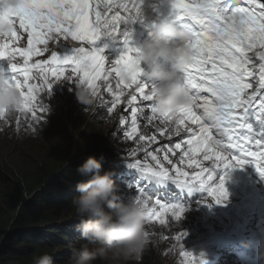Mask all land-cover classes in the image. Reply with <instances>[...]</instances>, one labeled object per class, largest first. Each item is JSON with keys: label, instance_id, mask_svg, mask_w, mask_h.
I'll return each mask as SVG.
<instances>
[{"label": "snow or ice", "instance_id": "6c2138e0", "mask_svg": "<svg viewBox=\"0 0 264 264\" xmlns=\"http://www.w3.org/2000/svg\"><path fill=\"white\" fill-rule=\"evenodd\" d=\"M143 3L144 0H112L104 3V10L100 11L99 5L92 7L90 0H19L18 3L0 0V61H6L8 66L0 73L5 74V83L18 89L23 97L24 103L17 113L27 112L36 117L37 111L45 112L47 106L37 107L35 103L37 93L46 87L51 95L54 84L64 76L65 66L70 65L72 76L67 79L71 81L75 76L78 85L86 86L95 97L99 96L97 82L104 81L105 90L112 96L109 112L121 104L122 97H129L123 108L124 112H130L131 127L126 133L129 139L137 133L140 117L147 124L159 120L162 127L153 125V129L161 136L165 133L179 136L186 129L188 138L183 141V148L179 142L174 148H165L163 160L171 166V172L156 154L159 149L146 150L147 145L157 141L155 134L142 133L138 137L144 142L140 147L145 149V158L150 157L155 166L142 164L139 159L126 164L128 169L139 173L134 183L126 185L128 189L135 188L128 197L145 199L149 222L159 221L163 225L165 213L180 221L187 209L149 196L142 181L163 184L170 180L189 191H206L207 197L200 203L211 207L227 199L225 182L232 169L252 165L264 179V0H246L249 6L234 4L233 0H171L169 14H174L180 27L190 33L187 46L191 50V62L183 70L182 79L192 93L193 104L176 114L155 110L153 92L137 66L139 49L132 43L133 29L137 23L147 26ZM120 10L126 15L122 16ZM17 21L19 28L27 33V47H12L20 39L14 27ZM69 38L87 42L91 47L52 50L47 59L30 63L32 57L49 51V40L59 46L61 39ZM101 40L106 42L101 45ZM108 42H119L122 51L106 70ZM17 56L23 58L22 64L14 62ZM254 60L259 61L258 79H255ZM113 73L118 78L115 88L109 80ZM33 80L39 83H30ZM133 86L134 90L126 93ZM201 93H210L213 99ZM186 121L197 127H190ZM3 122L7 124L8 120ZM121 123H126L124 117ZM177 150H181L178 155ZM136 151L131 150L130 154L135 156ZM168 153L176 156V160L170 159ZM185 163L190 172L177 166ZM218 170H223V175L217 180ZM208 198L212 203L207 202ZM146 235L150 240L149 231ZM186 235L182 231L174 239L183 247ZM183 255L189 264H204L190 252Z\"/></svg>", "mask_w": 264, "mask_h": 264}, {"label": "clouds", "instance_id": "9594fccd", "mask_svg": "<svg viewBox=\"0 0 264 264\" xmlns=\"http://www.w3.org/2000/svg\"><path fill=\"white\" fill-rule=\"evenodd\" d=\"M146 25V34L137 45V66L153 92L155 110L176 114L193 104L192 93L182 79L183 70L191 62L187 46L190 33L171 14ZM72 91L85 115L94 114L97 97L84 85ZM23 103L20 91L9 87L5 74L0 73V121L12 118ZM76 171L81 179L74 186L77 195L70 205L79 220L76 231L80 237L70 245L71 255L65 264H135L149 243V207L145 199L123 198L115 172L104 168L103 157L88 155ZM259 256L264 259V247ZM32 264L54 262L44 251L33 257Z\"/></svg>", "mask_w": 264, "mask_h": 264}, {"label": "rangeland", "instance_id": "374dc122", "mask_svg": "<svg viewBox=\"0 0 264 264\" xmlns=\"http://www.w3.org/2000/svg\"><path fill=\"white\" fill-rule=\"evenodd\" d=\"M75 81H69L67 75H64L54 84L51 95H49L47 88L38 92L35 102L37 107L47 106L45 112L37 111L36 117L31 115L32 118L38 119V125L27 131H18L17 128H11L10 130H13V132H6V138L0 140V203L3 202L4 205L9 203L10 209H12L11 213L4 216L2 213L4 209L0 206V248L3 246L5 239L15 233L23 224L19 221V217L28 216V228L43 230L51 225H58L59 228L69 225L68 221L71 219H66L76 216L75 209L68 207V204L63 207L49 204L45 207V211L28 213L26 200L23 201L24 203L22 202L23 205L22 203L17 205L18 195L15 194V191H18L19 195L23 192L24 195H27L26 199L28 200L43 188L56 184L59 179L66 181V177H69L72 173H77L73 170L81 164L80 162L83 159L87 158V155L94 154V148L98 147L97 142L106 140L103 143L104 146L116 147L122 145L117 141H108L107 136L112 129L110 128L112 120L108 121L104 119V116L99 117L96 115V122H102V126L98 123L94 125L87 123L84 129L73 133L72 127L74 129L77 124L72 125L75 121L73 114H68V110L71 105L73 108H79L72 91L78 85L73 83ZM106 115L108 118L111 117L109 112ZM84 116L85 113L82 110L80 119L82 120ZM41 121H44L42 129H36L40 126ZM82 125L84 126V123ZM65 162H67V165ZM23 182H25L24 188H22ZM201 205H206V203ZM15 211L19 212L18 217L17 214L15 215ZM194 214H198L199 217L204 216V213H187L180 221L175 219L169 224L163 225V228L159 230H152V236L156 237L165 231V235L159 236L156 241L163 240L169 245L176 246L179 242L174 238L178 233L182 231L187 233L183 241L191 237V234H188L193 229L190 226L191 223H200V228H207L208 222L201 220V218L193 219ZM198 234L200 232L197 231L194 237ZM194 237L192 242H194ZM72 241H67V244L69 245ZM169 245L164 247L169 248ZM150 250L146 249L142 255L145 262L148 264H162L164 259L161 257L156 259L151 256ZM44 251L48 252L44 247H34L33 250L29 249L27 252L32 255L31 260H33L35 255ZM56 251L59 250L52 249L49 253L54 264H60L63 258H59Z\"/></svg>", "mask_w": 264, "mask_h": 264}, {"label": "trees", "instance_id": "16d2710c", "mask_svg": "<svg viewBox=\"0 0 264 264\" xmlns=\"http://www.w3.org/2000/svg\"><path fill=\"white\" fill-rule=\"evenodd\" d=\"M81 109V107L73 108L71 105V108L68 110V114H73V118L75 121L74 123H72V125L77 124L74 129L71 125L73 133H76L80 129L85 128L84 118L82 120L80 119L81 113L79 110ZM83 123L84 126L82 125ZM100 123L102 124V122ZM69 183V186L64 188L60 187L61 184L49 185L46 188L40 190V192H37L36 195L28 200L26 199L27 195H24L23 192H21V195H19L18 191H15V194L18 195L17 205H20L23 201L26 200L25 204L28 206V213L43 210L45 211V207L47 205H59L62 201L61 198H66L70 194L69 189L73 185V182ZM24 185L25 182H23L22 188H24ZM3 205V202L0 203V206L4 209V211H2L4 216L12 212L9 203H6L4 206ZM16 214L18 217L19 212L15 211V215ZM27 217H19V221L23 224H21V226L17 231H15V233H12L5 239L3 246L0 248V264H32V255L27 252L29 249L33 250L34 247H44V249H47L49 252L52 249L54 250L56 248L62 247L63 245H66V241L68 240L67 234H58L57 236H52L51 229H53V226H49V228L43 230H41L40 228H28ZM66 249V247H62L61 249H59V251H65ZM139 264L148 263H146L145 259L143 258V263Z\"/></svg>", "mask_w": 264, "mask_h": 264}, {"label": "bare ground", "instance_id": "6f19581e", "mask_svg": "<svg viewBox=\"0 0 264 264\" xmlns=\"http://www.w3.org/2000/svg\"><path fill=\"white\" fill-rule=\"evenodd\" d=\"M243 6H248L247 5V3H245V5H243ZM2 62H4V61H0V63H2ZM232 199H233V194L232 195H229L228 197H227V200L226 201H223L222 203H220V204H215V207L216 208H218L219 210H221V211H223V215L224 216H227L228 214H229V212H230V204H231V202H232ZM201 237V235L200 234H198L197 236H195L194 237V242H192V243H196L197 242V240L199 239Z\"/></svg>", "mask_w": 264, "mask_h": 264}]
</instances>
